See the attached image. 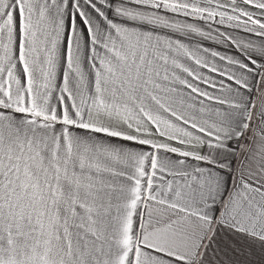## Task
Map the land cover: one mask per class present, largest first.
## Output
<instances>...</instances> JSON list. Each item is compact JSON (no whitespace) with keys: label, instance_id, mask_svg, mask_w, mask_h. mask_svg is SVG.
I'll use <instances>...</instances> for the list:
<instances>
[{"label":"snow or ice","instance_id":"1","mask_svg":"<svg viewBox=\"0 0 264 264\" xmlns=\"http://www.w3.org/2000/svg\"><path fill=\"white\" fill-rule=\"evenodd\" d=\"M0 264H264V0H0Z\"/></svg>","mask_w":264,"mask_h":264}]
</instances>
